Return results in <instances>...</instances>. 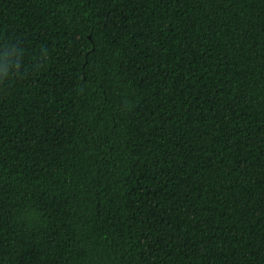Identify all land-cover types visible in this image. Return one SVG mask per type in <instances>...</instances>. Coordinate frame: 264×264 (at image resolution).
<instances>
[{
  "label": "trees",
  "instance_id": "16d2710c",
  "mask_svg": "<svg viewBox=\"0 0 264 264\" xmlns=\"http://www.w3.org/2000/svg\"><path fill=\"white\" fill-rule=\"evenodd\" d=\"M0 264H264V0H0Z\"/></svg>",
  "mask_w": 264,
  "mask_h": 264
}]
</instances>
